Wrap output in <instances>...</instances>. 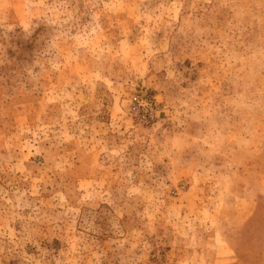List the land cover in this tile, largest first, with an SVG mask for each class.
<instances>
[{
	"label": "rangeland",
	"instance_id": "374dc122",
	"mask_svg": "<svg viewBox=\"0 0 264 264\" xmlns=\"http://www.w3.org/2000/svg\"><path fill=\"white\" fill-rule=\"evenodd\" d=\"M0 264H264V0H0Z\"/></svg>",
	"mask_w": 264,
	"mask_h": 264
}]
</instances>
